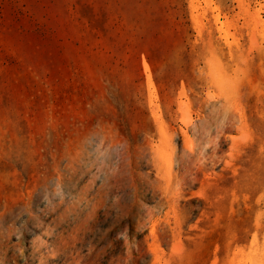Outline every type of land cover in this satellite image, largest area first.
Wrapping results in <instances>:
<instances>
[{"label": "rangeland", "instance_id": "374dc122", "mask_svg": "<svg viewBox=\"0 0 264 264\" xmlns=\"http://www.w3.org/2000/svg\"><path fill=\"white\" fill-rule=\"evenodd\" d=\"M0 264H264V0H0Z\"/></svg>", "mask_w": 264, "mask_h": 264}]
</instances>
